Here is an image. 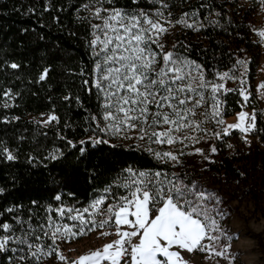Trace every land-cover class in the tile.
Here are the masks:
<instances>
[{
  "label": "trees",
  "instance_id": "16d2710c",
  "mask_svg": "<svg viewBox=\"0 0 264 264\" xmlns=\"http://www.w3.org/2000/svg\"><path fill=\"white\" fill-rule=\"evenodd\" d=\"M160 1L168 4L175 17L176 30L169 51L193 62V73L195 65H200L209 83L216 82L223 72L248 76L256 115L255 130L246 137L248 142L238 129L215 138L214 133L220 130L210 118L207 131L197 132L196 136H208L217 152L195 164L185 158L188 145L174 146V153L168 145L154 141L145 147L104 138L97 118L105 96L95 86L98 59L91 44L96 29L90 6L124 12L144 10L154 15L159 10L155 0H104L100 4L96 0H0V144L16 157L9 161L0 154V188L4 189L0 193V224L12 225L10 231L0 228V236H22L31 229L29 242L46 250L54 247L55 255L58 239L54 242L51 232L57 223L69 221L68 209L91 208L103 196L105 213L109 205L119 203V197L130 195L134 189L124 185L130 184L132 173L141 171L161 173L158 178L150 175L148 179L182 181L192 188L189 199L204 192L203 205L218 229L210 234L220 236L212 241L217 249L237 237L227 212L233 200L263 208L264 111L254 84L260 53L253 37L251 14L248 9L232 10L230 0ZM86 4L88 9L83 7ZM186 12L197 13L187 18L188 23L198 21L195 28L176 23ZM241 60L247 62L246 72L245 66L238 63ZM13 63L19 67L12 68ZM45 69L47 75L40 80ZM231 90L216 93L222 117L243 108L240 90ZM40 112H54L58 120L45 125L29 116ZM93 133L101 142L87 139ZM80 141L85 143L81 145ZM164 152H172L178 160L156 155ZM135 178L140 179L138 175ZM58 208L65 209L63 216ZM102 219H106L103 214ZM206 223L211 224V220ZM7 247L28 251L16 241ZM19 254L0 251V264H22L17 259ZM23 264L45 263L29 259Z\"/></svg>",
  "mask_w": 264,
  "mask_h": 264
},
{
  "label": "snow or ice",
  "instance_id": "6c2138e0",
  "mask_svg": "<svg viewBox=\"0 0 264 264\" xmlns=\"http://www.w3.org/2000/svg\"><path fill=\"white\" fill-rule=\"evenodd\" d=\"M96 2L100 4L104 0H96ZM155 2L159 3L160 0H155ZM164 6L166 7V5ZM83 7L88 9L89 5L86 4ZM101 12L107 13V15L102 17ZM93 15L103 21L102 25H93V28L99 30L101 35H97L91 41L93 46H100V51L96 55L101 56L102 54L101 61L95 65L98 74L95 86L103 91L105 96V111L102 114V119L107 123L100 131L111 134L119 133L125 128L140 127L141 139H144L145 135H149L150 138H156V143L171 145L178 141L183 143L184 140L190 143H199V137L187 134L180 137L174 133L184 130L207 131L200 126L203 121L196 122L190 120L189 117H194L196 115L194 109L204 103L201 90L207 87L209 82L205 81L204 71L200 65H195L198 74L194 75L193 62L175 56L173 51L163 52L164 45L160 43V37L168 31L159 19L163 13L157 10L154 15L158 18L153 19L144 10L124 12L116 8L109 10L96 7ZM190 15L196 16L197 13H183L176 23L187 28H195L198 21L188 23L187 18ZM167 23L170 24L171 21H167ZM259 35L264 37V29L259 31ZM153 43L157 44L160 52L152 49ZM238 63L245 66L246 72L247 62L241 60ZM157 64L161 65L158 69ZM11 67L18 68L19 65L13 63ZM47 72L48 69H45L40 80L45 79ZM220 78L231 79L232 77L228 72H225ZM85 83L88 82L85 81ZM241 83L243 84L244 81L241 80ZM260 87L264 88V84ZM221 89H224L223 84H211L214 103L211 112L205 113V119L210 116L216 124L225 125L219 107L220 101L215 100V94ZM224 90L232 91L231 89ZM193 94L198 98H194ZM240 94L245 101L248 100L249 97L243 89L240 90ZM65 99L67 100L69 97H65ZM189 104L192 106L188 107ZM149 117H151L150 124ZM56 120L58 117L50 115L43 123L46 125ZM255 122V113L249 114L241 111L238 114V122L227 124L226 127L215 132L214 137L221 139L223 136L229 135L230 130L233 129H238L244 134L250 133L255 130ZM142 125L148 127L168 125L169 127L163 131H153L149 134ZM89 140L92 143L101 142L94 137H89ZM245 142H248L246 136ZM69 143L71 144L70 141ZM79 143L83 145L85 141ZM228 147L231 148L232 145L229 144ZM80 151L83 153L84 149L81 148ZM195 151L204 152L200 148ZM209 151L216 153L217 148L215 145H210ZM0 154H5L9 161L16 159L13 152L2 144H0ZM156 155L162 158L167 157L172 161L178 160V157L172 152L156 153ZM55 158L52 156V159ZM129 172L131 173V169ZM137 175L140 179L135 178ZM150 175L158 178L161 173L150 174L143 171L138 174L132 173L133 179L130 184L124 186L132 187L134 190L130 192V195L119 197L118 204L109 205L106 212L102 213L106 219L99 222L88 220L79 210L68 209L69 212L76 211V215L71 216L70 219L79 220L80 225H55V231L51 232L54 242L60 238L70 239L77 235L83 236L86 234V230L91 231L95 227H104L111 223L115 224L116 235L119 236L117 240L105 245L102 249L80 256L72 264H102L104 261H108L110 264H121L122 261L123 264H187L182 257V251L187 250L189 253L195 250L205 251L210 245L202 243L204 240L218 241L220 239V236L210 234L211 231H218V229L216 221L208 216L203 205L205 200L203 191L197 192L193 199H189L188 193L192 191V188L184 185L182 181L148 179L147 177ZM166 184L170 186L166 187ZM3 191L4 189L0 188V193ZM55 199L59 200L60 196H56ZM105 199L106 197L102 196L94 201L91 205L92 209L99 212V206L104 203ZM7 211H12V209ZM57 211L63 216L65 209L58 208ZM88 211V208L83 210L84 213ZM207 220H211V224L206 223ZM49 224L51 225L52 222L49 221ZM124 225L132 230H122L121 226ZM0 228L10 231L12 225L3 223L0 224ZM22 231L24 230L22 229ZM28 231L22 236H0V251H18L20 254L17 259L22 264L29 259L39 261L42 256H51L56 252L54 247L45 250L40 244L30 243ZM109 234L102 233V235ZM44 235L48 236L49 233L44 232ZM137 237H139L138 243H133V239ZM12 241H16L19 245H25L28 251L25 252L23 247L8 249L7 246ZM174 246L179 250H172ZM216 255L222 256L224 253L216 252ZM65 259L62 254L59 255V260L64 261Z\"/></svg>",
  "mask_w": 264,
  "mask_h": 264
},
{
  "label": "rangeland",
  "instance_id": "374dc122",
  "mask_svg": "<svg viewBox=\"0 0 264 264\" xmlns=\"http://www.w3.org/2000/svg\"><path fill=\"white\" fill-rule=\"evenodd\" d=\"M231 1V8L235 11H243L248 9V11L251 14L252 20H253V37L258 45L260 58L259 63L256 69V75L254 84L256 85L257 89V95L260 102V105L264 111V88H261L260 86L264 84V37L259 35V31L264 29V1L263 0H230ZM166 5V7L164 6ZM96 7H100L98 5H92L90 6V11H95ZM159 11L163 13L162 17H159L161 20V23L164 24V26L168 29V31L160 37V43L164 45L163 52L166 53L169 51V48L171 46L172 42V32L176 30V25L174 22V15L171 14V11L168 8V4L164 1L159 2ZM107 13L101 12V16H105ZM151 15V14H150ZM153 19H157L155 15H151ZM94 23L97 24H103L102 19H98L93 15ZM167 21H171V23H167ZM111 35V33H109ZM97 35H101V32L99 30L95 31L94 39ZM101 39H103V36H101ZM156 45V46H155ZM152 46V49L156 52H160L159 47L157 44ZM100 51V46L96 45L94 46V52L95 54ZM97 56V55H96ZM102 56V54H101ZM101 56H97L98 62L101 61ZM159 59V57H158ZM160 64H157V69L160 67ZM225 73V72H223ZM221 73L219 75V78L216 82L209 83L206 89H203L205 91L204 96V103L198 107L195 108L194 111L196 115L194 117H189L190 120H194L196 122L203 121V123L200 125L201 128L205 129L207 124H209V119L211 118L209 116L208 119H205V113H210L212 110V105L214 103L213 93L211 91V84H223L224 89H243L245 94L248 95V100L245 101L243 97V108L236 112L233 115L223 117L225 120V125H218L219 130L221 128L226 127L229 123H236L238 122V114L241 111L248 112L249 114L255 113L253 108V101L251 99V93H250V84L248 76L241 75H233L229 73V76L232 77L221 79L220 76L223 74ZM196 75V73H193ZM96 73V78H97ZM241 80L244 81V83H241ZM195 86V85H194ZM223 89V90H224ZM203 90H201L203 92ZM103 92V91H102ZM104 94V93H103ZM194 98H198L193 94ZM183 98V96H181ZM215 100L216 94H215ZM106 102V100H104ZM104 102V105H105ZM103 105V109L101 114L98 116L97 121L101 128L105 126L107 123L102 119V114L105 111V107ZM192 105L189 104L188 107H191ZM164 111H167V109H164ZM50 115H55L57 117V114L54 112H40V113H31L29 116L33 118L34 120L42 123L43 121L47 120ZM122 115V114H120ZM53 122V121H51ZM50 122V123H51ZM48 123V124H50ZM151 123V117H149V124ZM147 129V133H151L153 131H163L168 125H159L156 127H148L147 125H142ZM200 131H189L184 130L183 132L174 133L176 136H184V135H194L196 136V133ZM202 132V131H201ZM251 132L245 134L246 137H250ZM141 131L140 127L137 128H125L121 130L119 133H107L104 132V138L111 142H123L125 144L135 143L138 145H142L145 147H148L150 141L155 142V137H151L149 135H145L144 139L140 138ZM89 137H94L96 139H100V137L97 134H90ZM197 137V136H196ZM156 143V142H155ZM211 139L208 138H200L199 143L195 144H189V141L184 140L183 143L176 142L174 144H167L163 143L165 145H168L172 152L175 153L174 146H178L181 148L186 147V145L189 146V154H186L185 158H189L192 161H194L195 164L202 163L206 157L211 156V152L209 151V146L211 145ZM197 148L203 149V153H198L195 150ZM231 208L227 209L229 218H230V224L237 234L236 239L232 240L229 244L223 246L222 248L217 249L214 246V243L210 240H204L202 243L210 245V247L205 250H195L191 253H189L187 250L182 251V257L187 264H264V203L263 208L259 206H256L255 204L251 202L241 201V200H233L231 202ZM100 211L96 212L91 208H88L89 211L87 213H84L83 210H79V212L83 213V215L88 220H95L99 222L102 211H103V204L99 206ZM78 210V209H74ZM69 221L67 222H59L56 225H80V221L76 220L73 221L70 219L71 216L76 215V211L69 212ZM154 215V213H153ZM130 219H132L130 217ZM91 227V225H89ZM122 230L131 231L132 229L129 228L127 225L121 226ZM55 231V227H54ZM110 233L109 235H102V233ZM119 238L118 235H116V226H104V227H95L91 231L86 230V234L81 236L77 235L74 238H60L58 239V249L57 253L51 256H42L41 261L45 264H55L56 262H66V264H72V262L77 261L80 256L86 255L92 251H95L97 249H102L105 245L112 243L113 241L117 240ZM139 237L136 238L135 243H138ZM45 249V248H44ZM46 250V249H45ZM172 250H179L174 246ZM223 252L224 255H216V252ZM63 255L66 259L64 261L59 260V255ZM102 264H110L108 261L102 262ZM123 264V261L121 262Z\"/></svg>",
  "mask_w": 264,
  "mask_h": 264
},
{
  "label": "built area",
  "instance_id": "2783aa9c",
  "mask_svg": "<svg viewBox=\"0 0 264 264\" xmlns=\"http://www.w3.org/2000/svg\"><path fill=\"white\" fill-rule=\"evenodd\" d=\"M135 241H136V238H134L132 242L135 243Z\"/></svg>",
  "mask_w": 264,
  "mask_h": 264
}]
</instances>
